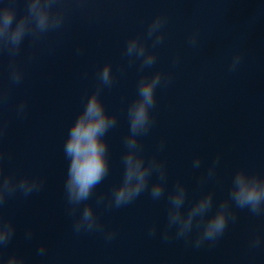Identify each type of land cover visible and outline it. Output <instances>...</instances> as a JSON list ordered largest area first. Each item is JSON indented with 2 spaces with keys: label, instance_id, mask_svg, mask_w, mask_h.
I'll list each match as a JSON object with an SVG mask.
<instances>
[{
  "label": "water",
  "instance_id": "water-1",
  "mask_svg": "<svg viewBox=\"0 0 264 264\" xmlns=\"http://www.w3.org/2000/svg\"><path fill=\"white\" fill-rule=\"evenodd\" d=\"M11 2L16 18L27 12V0ZM53 11L63 14L59 26L33 25L18 46L0 39V171L13 184L24 176L37 185L0 201V220L15 229L0 256L16 253L24 264H264V206L254 213L230 198L238 170L264 176V0H57ZM157 16L163 38L154 45L148 28ZM132 37L155 54L151 65L127 54ZM105 63L111 84L99 78ZM157 71L152 121L137 141L145 163L160 167L139 195L115 206L128 106L141 77ZM93 91L116 116L105 134L109 170L75 204L65 187L64 142ZM155 183L164 184L158 198L151 194ZM178 183L186 190L185 214L208 192L205 220L227 204L229 218L215 240L196 245L204 222L196 219L177 235L168 211ZM86 205L97 226L77 232Z\"/></svg>",
  "mask_w": 264,
  "mask_h": 264
},
{
  "label": "clouds",
  "instance_id": "clouds-1",
  "mask_svg": "<svg viewBox=\"0 0 264 264\" xmlns=\"http://www.w3.org/2000/svg\"><path fill=\"white\" fill-rule=\"evenodd\" d=\"M56 4L57 0H27V12L16 18L15 4L11 0L9 2L0 0V39L18 46L33 25L41 31L59 26L63 20V14L53 11ZM163 22V18L157 16L149 25L148 34L154 35V45L163 38V33L159 31ZM126 51L129 56L142 58V66L151 65L155 60V54L146 51L144 43L137 37L128 40ZM238 61L239 57L236 59L237 63ZM234 66L235 64L232 67ZM99 78L102 83L111 84L110 63H105L100 69ZM161 78L159 71L150 77H141L138 82V96L128 106L130 134L125 138L128 151L123 157L125 164L123 181L113 191L115 206L127 203L139 195L147 186L152 170L160 167L155 162L145 163L144 157L138 151L137 137L138 134L147 132L150 127L152 121L150 108L155 104V89ZM13 79L19 81L20 77L14 75ZM115 123V114L105 110L99 92L93 91L88 95L83 110L70 125L64 142V152L69 161L65 187L70 202L78 204L87 200L94 186L108 173V143L105 134ZM194 166H199V159L194 161ZM161 179H163V173H161ZM36 186L34 178L24 176L13 184V178L0 171V201L3 200L6 192L15 188H19L27 195ZM163 190V183L153 184L151 188L153 198L160 197ZM185 195V187L179 183L169 195V222L177 225V235L183 236L190 231L196 219L197 223L204 221L202 235L197 237L196 245L199 246L204 240H215L226 227L229 218L227 204L222 202L215 213L207 216L205 220L206 213L212 207V193L201 195L186 214L182 211ZM230 198L239 207L247 206L254 213L260 212L264 206V176L250 174L243 169L238 170L233 177ZM96 226L97 219L93 209L90 205H86L74 228L79 232L82 228L92 230ZM14 231L10 221L0 220V244L9 241ZM255 242L258 243L259 238ZM43 251L42 246L40 252L43 253ZM0 264H24V260L22 256L12 253L7 258L0 256Z\"/></svg>",
  "mask_w": 264,
  "mask_h": 264
}]
</instances>
